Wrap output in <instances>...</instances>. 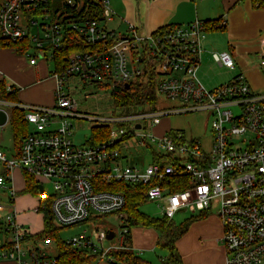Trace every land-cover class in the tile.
Segmentation results:
<instances>
[{
	"label": "built area",
	"instance_id": "built-area-1",
	"mask_svg": "<svg viewBox=\"0 0 264 264\" xmlns=\"http://www.w3.org/2000/svg\"><path fill=\"white\" fill-rule=\"evenodd\" d=\"M100 1L103 21L111 19L114 12L108 1ZM46 2L0 0V39L10 42L28 37L34 49L33 54L25 53L30 64L38 56L53 59V50L62 45L64 27L44 7L40 8ZM69 2L73 4L72 0ZM103 21L68 24L92 48L70 53L65 56L63 67L50 71L56 81L51 106L0 98V111L6 116L0 132L13 107L24 111L28 127L18 154L7 158L0 150V190L6 197L5 204L0 203V233L5 235L0 259L18 264L55 263V257L47 259L42 249L24 244L40 240L47 243L51 239H27L28 232L16 220L12 204L15 191L10 184L13 171L19 169L33 178L39 201L35 211L49 206L57 227L81 226L113 213L126 222L122 211L124 195L103 185H146V200L159 202L162 216L168 219L188 210L192 215L197 213L194 216L207 215L216 207L226 264H264V92L251 90L242 73L213 89L201 83L197 71L208 29L203 20L166 25L149 34L137 33L130 25L129 33L119 36L107 30ZM33 29L35 34L31 33ZM210 55L216 65L234 70L235 60L230 52L213 50ZM259 62L264 68V50ZM145 71L153 72L155 91L181 103L180 108L154 111L142 106L140 111L130 112L129 108L138 105L113 104L110 116L87 117L108 127L107 139L74 144L70 119L86 120L76 115L78 102L72 94L76 85L97 84L111 96L117 84H129ZM6 90L11 91L12 85H7ZM89 96L84 94V98ZM198 109L213 110L209 150L198 139L185 138L183 131L154 132L163 115ZM134 136L138 146L151 148L159 159L153 157L144 168L121 164L120 145ZM44 182L51 184L50 195ZM108 232L81 228L63 241L91 257L83 264H125L114 254L120 250L140 256V252L132 251L126 225L122 226L117 246H103Z\"/></svg>",
	"mask_w": 264,
	"mask_h": 264
},
{
	"label": "crops",
	"instance_id": "crops-1",
	"mask_svg": "<svg viewBox=\"0 0 264 264\" xmlns=\"http://www.w3.org/2000/svg\"><path fill=\"white\" fill-rule=\"evenodd\" d=\"M107 1L108 6L114 12L111 19L107 20L108 22H112V26L109 27L107 21L105 22V20L102 22V24L107 30L113 32L117 36L129 33L130 25L134 26V28L137 30V33L149 34L166 25H184L194 21L195 19L212 20L222 17V21L225 22L223 28H219L221 25L217 23L214 26H209L205 33V38L203 40V51L200 56V65L197 71L199 80L206 88L213 89L220 84L229 81L236 73H242L251 90H264V78H257L256 76H259L257 72L253 73L254 68L256 71L257 68L252 67L248 63L253 53L257 55L259 60L260 52L264 50V5L256 7L252 0ZM122 28L125 32L117 34V32ZM208 35L210 36L209 38ZM219 37L221 38L220 43L213 44L219 40ZM213 50L228 51L232 54L235 60V68L231 71H235V73L231 78H228L227 81H221L215 85H211V87H208L210 85H208L207 82L202 79V75L205 72L203 70V62L204 60L212 61L210 52ZM27 52L33 54L30 52V50ZM48 61L49 59L46 58H36V62L34 64H30L29 57L25 53L20 54L11 47L0 46V78L4 79L7 85H12L17 88L16 97L18 102L24 104L51 106L54 103V88L56 81L51 76L50 69L48 68ZM49 81L52 82L51 85H49ZM208 81L212 82V80ZM165 131L154 127V132L156 134H162ZM127 150L128 146L125 144V142L120 145V151L122 154V158H120L121 164H123L124 159L129 162ZM14 153H16L15 150ZM152 158L153 155L151 156V160ZM15 171L12 173L10 185L15 191L12 204L13 209L16 212V220L23 227H27L26 231L28 234H37L42 231L43 222L41 219L40 224L35 223V216L32 215V218L29 215L30 211L28 210V206L30 204V199L25 194L30 193L35 195V193L26 190L25 175L21 170V183L16 181ZM2 194L4 195L5 193ZM35 213L39 212L35 211ZM210 223L212 222L208 221L207 219L191 222L189 225L190 230L185 232L186 235L184 233L183 236L181 235V237H179L177 240L179 241L184 239L185 236H187L191 231L194 234V230H191V225L192 227H195L209 225ZM148 229L152 228L144 227V231L142 229H138L139 231H137V236L139 238L136 240V245L132 242V238L130 236L131 246L133 244L135 247L144 248L151 247L154 243L156 244V240L158 238L156 230ZM195 231H198V236L196 238L200 240L204 239V245L207 246L209 243L208 239L210 241L208 245L212 244V242L216 243L215 241L220 242L219 238L222 235V225L217 224L216 228L215 224V230ZM201 231L210 232L211 236L206 237V234ZM177 240L175 241V246L178 245ZM3 243L4 240L0 233V248ZM215 245L216 249L211 251L209 258L205 263L226 264L225 250L223 246L219 247L217 244ZM138 251L141 250L138 249ZM181 261L182 264H201L200 260L196 261V259H194L191 254L183 255ZM0 264L18 263L10 259H0Z\"/></svg>",
	"mask_w": 264,
	"mask_h": 264
},
{
	"label": "rangeland",
	"instance_id": "rangeland-1",
	"mask_svg": "<svg viewBox=\"0 0 264 264\" xmlns=\"http://www.w3.org/2000/svg\"><path fill=\"white\" fill-rule=\"evenodd\" d=\"M51 1V11L54 21L61 22L64 17L70 15L69 13L65 12V6L64 3L70 4L69 0H50ZM36 19L40 20V17H37ZM107 20H105L106 22ZM109 27L112 26V22H108ZM107 25V26H108ZM124 27V26H123ZM125 32L124 29H120L117 34ZM32 34L36 33V30H31ZM210 36L208 35V38ZM217 42L213 43H220L221 38H218ZM30 52H34V49H29ZM37 59H40L41 57H36ZM49 58V57H48ZM48 68L53 70L54 63L49 58ZM249 65L254 68L253 73L257 72L259 76H256L259 79L264 78V68L261 67L259 64V60L257 58L256 54H252V57L250 61L248 62ZM203 70L205 71L202 75V79L207 82L208 87H211V85H215L218 82L227 81L228 78H231L232 75L235 73V71H230L225 68L218 67L213 61L210 60H204L203 62ZM200 75V73H199ZM248 75V74H247ZM49 79V78H48ZM159 79V76L155 77V81ZM212 80V82L208 81ZM204 82V81H203ZM52 82L49 81V85H51ZM76 90L72 91V94L74 95L75 99L78 102L77 110H78V117H85L84 119H77V118H71L70 121L72 123V129H71V140L76 145H82L86 144L91 137L92 134V127L98 126L97 121H92L90 118L87 117H108L111 115V113L114 111L113 107V100L111 96L106 92L104 89L100 88L97 84H83L79 83L76 85ZM65 91L67 89L65 88ZM254 92H264V90H254ZM90 94L89 97L84 98V94ZM156 96V102L152 106V110L154 111H161V110H169L171 108H180V104L177 101H171L168 98H166L161 92H159L157 89L155 91ZM50 106V105H49ZM142 109V106L138 105L137 107L129 108L128 111H140ZM234 112L237 111V108L233 109ZM213 116V110L212 109H198L194 111H187V112H181V113H169L167 115H163L160 117V124H158L156 127L157 129H162L163 131L167 129L171 130H179L184 132V136L187 139H198L202 145V147L205 150L210 149L212 134L210 131V121ZM140 122H142L140 120ZM143 124V122H142ZM0 150L4 152L7 158H12L14 153V146L12 141V129L10 125V121H8L0 133ZM137 138L130 137L125 141V144L128 146L127 154L129 156V162H127L125 159L123 160V164H131L134 166H137L139 168H144L146 165H148L151 161V151L152 149L149 147L144 146H138L137 145ZM154 150H156V147L152 146ZM153 150V151H154ZM126 153V152H125ZM21 173L19 169H16L15 171V179L16 181L20 182ZM18 184V182H17ZM45 191L48 195L52 193V187L51 184L48 182H44ZM26 196L30 199V204L28 206V210L30 211L29 215L32 217V215L35 216V223L40 224L42 219V213H35L34 208H36L39 204L37 195H33L30 193H25ZM6 197L2 194L0 190V203L5 204ZM159 202L155 201H146L141 204L140 210L147 214L150 217L153 218H160L162 217V212L159 207ZM27 210V211H28ZM4 213V212H2ZM197 214V213H196ZM194 214V215H196ZM192 213L188 211L184 212H178L176 213L172 221L176 226H180L181 224H186L189 222V225L193 221H199V220H208L212 223L209 225H203V226H195L192 227L191 230H194V234L191 231L187 236H185L184 239L177 240L178 245L177 250L179 255H181V258H183V255H189L191 254L196 261L200 260V263L206 264L205 262L209 258L211 251L216 249V245L219 247H222V244L218 241H215L216 243H213L208 245L210 243L208 239L207 246L204 245V239H198L196 238L198 235V231L195 230H215V224L217 228V224H221L220 218L218 216L217 208L212 207L207 215H200V216H194ZM33 218V217H32ZM190 218H192L190 220ZM27 225V224H26ZM126 222L125 220H122L119 218L117 214H108V215H101L95 219H91L86 223H83L81 226H70V227H59V236L62 240H66L70 236H73L76 234L81 228H87L88 230L92 231L94 229H99L104 232L107 231H113L115 233V236L111 239H105L103 241L104 247L109 246H117L121 242L120 232L122 230V226H125ZM189 225L187 227V232L190 230ZM222 225V224H221ZM27 230V227H24ZM138 229H142L144 231V227L140 225H132L130 227V236L132 238V242L136 245V240L139 238L137 236ZM153 230V229H148ZM141 231V230H140ZM153 232V231H152ZM206 234L207 236H211L210 232L207 231H201ZM223 232V230H222ZM157 233V231H156ZM143 234V233H142ZM154 234V233H153ZM158 234V233H157ZM144 235V234H143ZM142 235V237H143ZM186 235V233H185ZM183 236V235H182ZM1 237H3V240L5 239V235L1 233ZM7 238H10V235H6ZM181 237V236H180ZM179 239V238H178ZM28 246H34L37 248L42 249L45 251L47 255V259H52L56 256L57 250L55 247V244L53 241L49 242H42L41 240L38 242L34 241H27L24 243ZM131 245V244H130ZM176 245V243H175ZM181 247V249H180ZM132 251L134 252H140V257L147 261L149 264H161L163 263V259H166L168 256V251L164 248H161L160 246H157L155 243L151 247H135L133 244L131 246ZM140 249L141 251H138Z\"/></svg>",
	"mask_w": 264,
	"mask_h": 264
},
{
	"label": "trees",
	"instance_id": "trees-1",
	"mask_svg": "<svg viewBox=\"0 0 264 264\" xmlns=\"http://www.w3.org/2000/svg\"><path fill=\"white\" fill-rule=\"evenodd\" d=\"M256 7L263 6L264 0H252ZM73 4L64 3L65 12L70 15L63 18L60 25L64 28L62 45L53 50V59L55 68H61L65 65V56L75 51H85L92 48V44L85 42L82 37L74 30L70 23L83 22L85 20L103 21L102 17V3L100 0H72ZM45 8L53 19L51 11V1L47 0L40 8ZM207 26H214L222 23V17L212 20H203ZM0 46L11 47L18 53L23 54L31 49V43L28 37L22 40L4 42L0 39ZM154 74L152 71H145L142 75L138 76L129 84H117L111 93V98L114 105H128V106H149L151 109L156 102ZM6 82L0 78V98L13 102L17 101V88L12 86V90H6ZM24 111L19 107H13L10 110V125L12 129V141L16 154H18L21 140L27 131V124L23 118ZM108 127L107 126H94L92 127V134L89 142L100 143L107 139ZM155 159L158 156L153 154ZM176 178V177H174ZM26 190L35 193V184L33 178L25 174ZM105 189L119 190L125 197V206L122 211L126 214V226L130 229L132 225H140L149 227L157 231L158 238L156 245L168 251V256L163 259L161 264H182L181 257L176 249L175 241L185 233L188 223L176 226L172 219L166 217L153 218L143 213L140 210L142 203L146 202L145 191L148 186L146 185H129L126 183L104 184ZM34 189V190H33ZM31 190V191H30ZM42 213L43 228L37 234H29L26 238H49L53 240L57 254L55 256L54 264H83L89 261L90 256L85 251L76 250L64 243L59 236L60 228L54 224L52 212L47 206L45 209L40 210ZM192 218H190L191 220ZM131 242V241H130ZM119 259L125 264H149L140 256L135 255L131 251H118L114 252Z\"/></svg>",
	"mask_w": 264,
	"mask_h": 264
},
{
	"label": "water",
	"instance_id": "water-1",
	"mask_svg": "<svg viewBox=\"0 0 264 264\" xmlns=\"http://www.w3.org/2000/svg\"><path fill=\"white\" fill-rule=\"evenodd\" d=\"M6 122V116H5V113L3 111H0V124H4ZM138 127V126H137ZM39 189H41V187H39ZM113 236V232L110 231L108 232L107 234V238L108 239H111Z\"/></svg>",
	"mask_w": 264,
	"mask_h": 264
}]
</instances>
